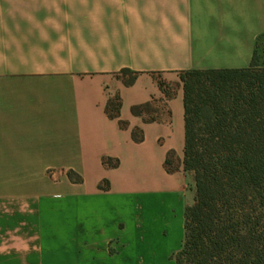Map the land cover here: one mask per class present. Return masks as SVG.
<instances>
[{"label":"crops","instance_id":"obj_1","mask_svg":"<svg viewBox=\"0 0 264 264\" xmlns=\"http://www.w3.org/2000/svg\"><path fill=\"white\" fill-rule=\"evenodd\" d=\"M263 34L264 0H0V264H178L195 183L183 85L158 80L249 67Z\"/></svg>","mask_w":264,"mask_h":264},{"label":"trees","instance_id":"obj_2","mask_svg":"<svg viewBox=\"0 0 264 264\" xmlns=\"http://www.w3.org/2000/svg\"><path fill=\"white\" fill-rule=\"evenodd\" d=\"M120 73L128 76L121 78L126 86L139 75L129 68ZM179 76L185 109L183 168L193 176L195 198L186 207L185 238L174 257L178 264H264V66L257 63V45L249 67L193 69ZM158 83L167 98L174 96L169 84ZM121 107L116 94L108 99L106 113L125 128ZM131 112L152 122L158 109L150 101L133 105ZM132 137L141 142L143 131L134 129ZM112 160L105 158L104 164L118 166ZM165 165L170 172L178 168L173 151ZM103 184L108 181L100 188Z\"/></svg>","mask_w":264,"mask_h":264},{"label":"rangeland","instance_id":"obj_3","mask_svg":"<svg viewBox=\"0 0 264 264\" xmlns=\"http://www.w3.org/2000/svg\"><path fill=\"white\" fill-rule=\"evenodd\" d=\"M257 63L259 66H264V37L263 36L260 37V39L258 40V44H257ZM118 77L119 78H122V77L125 78L128 76L120 73L118 75ZM178 78H180L179 75H178ZM162 80L165 81L167 84H169L172 87V89H175V91L178 90L179 86L183 85L182 82L177 83V82H169V81L164 80V79H162ZM11 182L12 181L10 180L5 185H13Z\"/></svg>","mask_w":264,"mask_h":264}]
</instances>
